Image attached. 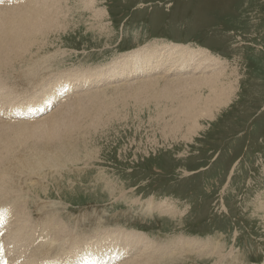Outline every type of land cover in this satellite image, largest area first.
<instances>
[{
  "label": "rangeland",
  "instance_id": "rangeland-1",
  "mask_svg": "<svg viewBox=\"0 0 264 264\" xmlns=\"http://www.w3.org/2000/svg\"><path fill=\"white\" fill-rule=\"evenodd\" d=\"M121 3L129 7L128 13H125L126 10L121 11L119 7ZM191 5L203 9L202 19H197L204 24L203 29L206 26L212 28L213 32L209 35L198 32L197 29L192 39L204 42L203 47L206 50L208 49L215 56L218 55L220 63L221 60L226 63L225 67L230 79L235 80V90L229 103L220 108L214 117L202 118L199 122L200 126L183 137L182 134L166 132L168 128L174 130L176 127L169 124L157 127L158 122L152 120L157 115L155 104H151L153 100L150 98L154 91L146 93L141 98L137 97L138 89L133 88L123 94L127 95L129 100H136L142 105L135 107L131 101L124 100L123 104L120 100V102L115 101L118 113L109 119L106 118V123L100 125L97 130L90 125L91 121L85 122L84 125L90 127L88 130L91 132L85 133L83 130L81 131L83 133L77 132L82 136L79 135L77 140L74 138L73 142L68 141L71 144L76 142L73 145L67 142L70 146L66 144L65 154L60 153L63 157L66 155L64 158L61 155L62 159L59 158L53 148L44 149L37 146L44 142L30 141L29 149H23L27 145L15 148L13 152L17 157L22 153V157H25L36 151L34 158L41 160L43 164L42 167L34 165L39 168L38 170H28V173L22 174L29 178L21 187L24 192L29 191V183L37 184L36 189L32 191L34 193H29L34 198L33 204L29 206L33 220L30 231L34 228L35 230L31 232L26 242H31L33 245L38 236H42L43 242L51 240L48 234L39 233V229L46 225L41 221H34L45 218L53 219V224L59 230L61 221H64L63 224L67 227L77 226L75 233L77 241L90 237L93 239L95 236L103 237L107 232L134 230L145 234L155 245L169 246L173 239L183 237L182 239H196L198 242L200 240L199 243H208L210 247L209 253L205 256L184 253L182 256L177 254V257L174 254L170 259L167 255L165 264H170L168 262L171 264H264V139L257 142L256 134L245 139L240 133L238 137L223 143L220 162L216 166L212 164L216 158L214 156L209 165L200 170L201 172L189 171L203 164L209 156V152L205 153L204 146L216 148L218 145L216 143L221 140L220 136H225L234 130L239 131L241 127L251 126L254 120L258 121V126L264 127V0H111V4L109 0H96L93 9L106 11V15L101 19L91 10L83 8L79 2L77 4L76 0H69L68 6L71 11L61 21L60 29L50 32L47 38H42L40 41L43 42H39L43 50L36 53L35 49L29 57L32 56V64L43 57L51 59L53 66L50 71L46 70L47 75L51 76L66 77L77 72L91 69L94 71L106 66L121 54L144 46L143 44H152L155 41L164 44L168 41L164 38L166 37L164 33L151 36L160 38L157 40L148 38V33H139L135 30L137 28L129 26L128 24L138 20L135 17L137 13L144 15L145 8L154 10L156 14L163 15V17H155L156 21L163 23L168 19V15H177L176 9H179L182 16L196 17ZM131 7L135 8L131 10ZM111 13L117 14V19H114ZM127 14L130 17L125 22ZM217 15L219 17H215ZM225 18H229L230 23L221 27L222 31H216V24H222ZM147 26L145 21V28ZM176 26L181 28L185 24L182 26L176 24ZM185 28L193 30L190 25ZM167 33L175 35L170 30ZM190 47L196 49L201 46ZM127 49L131 50L122 53ZM29 64L23 65L22 69ZM191 76L192 74H189V77ZM5 77L9 81L7 85L12 86L15 77L13 75ZM42 78H44L43 72H40L39 76L34 75L25 79L22 86L32 91L31 87ZM46 79L44 78L43 82L44 87L48 86L45 92L52 87V83L49 84ZM110 79L107 78L104 82H109ZM134 79L136 77L131 78L129 82ZM56 82L57 80L54 83ZM116 85L117 83H114L108 87ZM155 87L167 89L161 85ZM112 92L108 93L109 97L112 96ZM82 94L83 92L80 95ZM67 98L66 96L65 99ZM76 98L77 96H74L72 99ZM145 104H151L149 106L151 109ZM90 105V102L88 104L85 102L83 106L87 109ZM172 107L174 108L173 103H169L165 108L170 110ZM181 107L176 105L175 111H179ZM260 107L262 110H258ZM170 115L171 113L166 116ZM89 117L92 120V115ZM7 126L5 124V127ZM182 130L189 131L187 127H182ZM85 138L88 140L86 141ZM217 138L218 142L213 141ZM246 140L248 143H244ZM55 144L58 145L59 142ZM76 144L77 147H74ZM31 145L35 148L32 149ZM56 146L53 145L55 148ZM253 149H258L259 152L252 155ZM67 151L71 154L70 157ZM240 153L243 158L235 162L230 177L229 172L225 180L221 171V177H214L213 180L214 173H217L219 168L224 170L231 157ZM157 156L164 158L161 163L156 164L157 172L145 178L142 174L131 178V174L137 172L133 168L138 167V163L141 161L146 163L150 158ZM169 157L172 162L177 161L178 170L173 174L165 173L163 170L165 168L170 171ZM22 175L17 177V180L21 179ZM152 176H154L153 183L147 185ZM208 177L214 182L212 187L207 188L200 195H187L197 189L201 183H208ZM217 184L219 188L213 195ZM148 201L153 203L165 201L175 208L174 213L177 214L174 217L161 215L156 211L148 212L145 209ZM197 201L200 205L196 207L194 203ZM17 205V203L15 206L11 205L13 216L18 208ZM33 206L39 209L34 210ZM0 209L8 210L7 205H0ZM9 224L8 228H5L7 231L10 228ZM43 242L32 246V249L36 250L33 253L32 250L25 249V246L12 251L13 244H6L0 238V246L4 243L0 250L5 256H12L14 252L22 256L28 253V257L24 256L25 264H36L47 255L68 256L67 259L71 257L72 249L69 246L56 241L58 245L54 244L51 252ZM119 243L120 241L115 244ZM127 247L130 250L129 244ZM81 248L79 245L78 249ZM151 250L150 252L155 251ZM216 254H221L222 257Z\"/></svg>",
  "mask_w": 264,
  "mask_h": 264
},
{
  "label": "bare ground",
  "instance_id": "bare-ground-1",
  "mask_svg": "<svg viewBox=\"0 0 264 264\" xmlns=\"http://www.w3.org/2000/svg\"><path fill=\"white\" fill-rule=\"evenodd\" d=\"M95 1L76 0L77 4L79 2L83 8L91 10L94 15L101 19L106 15V11L103 9L94 10ZM68 4L69 0H21L18 5H12L11 7L1 6L2 8H0V106L13 105V107H20L23 104L19 102L26 100L41 103L48 92H45L48 86L44 87V78L54 79L52 80L54 82L57 80V82H61L67 87L70 85L68 82L75 83L73 94L68 96V93H65L64 97L67 96V100L63 104L59 103L57 108L45 117L34 122L0 118V202L14 206L16 203L18 204L13 221H9L10 224L8 223L10 228L1 237L2 242L13 244L12 251H17L23 246L27 250H32L33 253L36 251L32 249V243L26 241L28 236L32 234L31 232L35 230L34 228L30 231L33 220L31 212H29V206L33 204L34 198L29 193H34L32 191L36 189L37 184L29 183V191L26 190L25 192L21 185L23 183L26 184L27 179H29L27 175L24 176L22 174L28 173V170H38L39 168L37 167H42L43 165L41 160L34 158L37 154L36 151L32 150L33 152L25 157H22L23 153L21 156L19 155L20 157H17L14 154L15 152H13L15 148L27 145L23 149H29L30 146L28 144L30 141L44 142L42 144L38 143L40 145L37 146L44 149L53 148L59 158H61V154L66 152V144L70 143L68 142L69 140H72L71 142H73L74 138L77 140L79 135L82 136V130L88 133L90 127L84 125L85 122L91 121L90 125L97 130L100 125L106 123V118L109 119V117L118 113L115 101L120 100L123 104V101L127 100L131 101L135 107L137 105L141 106L142 104H139L136 100H129L128 96L123 94L133 88L138 89L137 97L141 98L146 93L154 91L150 98L153 100L151 104H155L154 108L157 110V115L153 116L152 120L158 122L157 127L162 126V124L176 127L174 130L168 128L166 132L182 134L184 137L186 134H190L197 126H200L199 122L202 118L210 119L214 117V114L220 108L226 106L235 90V80H231L230 75L227 74L224 61L221 60L220 63L218 57L206 49H193L183 45L146 44L121 54L106 66L94 69V71L91 69L90 71L79 72V75L66 77L46 75V70H51L53 61L43 57L32 64V56L29 57V55L35 49L36 53L43 50L42 44H40L43 41L40 40L44 37L47 38L50 32L60 29L61 21L71 11ZM96 16L94 18L98 19ZM45 44L47 43L45 42ZM25 64L29 65L22 69ZM14 72L15 75L13 74ZM40 72H43L44 78L31 87L32 91H30V88L22 86L25 79L34 75L39 76ZM189 74H192V76L189 77ZM9 75L15 77L12 86L7 85L9 81L6 80L5 76ZM134 77L136 79L129 82ZM107 78L111 79L105 83L104 81ZM47 79L46 81L49 84L52 83V86L55 84ZM81 81L84 82L82 85V88H85L84 90L81 85H78ZM114 83H117V85L108 88L110 84L113 85ZM153 85H161L167 89ZM81 92H83L82 95H80ZM110 92H112V96L109 97L108 93ZM27 93H31L29 97ZM74 96H77V98L72 99ZM87 101L91 105L85 109L83 105L85 102L88 104ZM100 101L101 103H99ZM169 103H173L174 108L167 110L165 107ZM162 104L163 106H161ZM150 105L145 104L148 108ZM176 105L182 106L179 111H175ZM0 111L4 112V109L0 108ZM170 113L169 117L166 116ZM90 115H92V120L89 117ZM11 120L15 122L13 125ZM5 124L8 126L5 127ZM182 127H187L189 131L182 130ZM79 131L81 133L77 134ZM81 139L80 141H82ZM85 139L86 141L88 140L87 138ZM58 142V145L55 144ZM75 143L70 144L73 145ZM83 144L85 143L83 142ZM53 145H57L56 148ZM74 147H77V144ZM34 148L32 147V149ZM23 149H20V151ZM44 149L42 150L44 151ZM49 151L51 152V150ZM68 154L70 153L68 152ZM64 157L62 156V158ZM20 175L23 177L21 176L22 178L17 180ZM37 198H39L38 195ZM145 207L146 211H156L161 215L165 214L175 217V214H177L174 213L175 208L165 201L158 203L148 201ZM32 208L34 210L39 209L37 206ZM0 211L3 215H9L10 213L9 210L0 209ZM61 222L60 231L64 234L67 233V239H61L59 233L48 226L40 228L39 233H46L51 237V240L43 242L51 252L54 244L55 246L58 245L56 241L72 249L71 257L65 260L66 264L72 262V255L76 253L75 250L78 249V246L81 245L83 247V244L87 243L95 246V244H102V242L110 244L116 240L120 241L124 248L129 244L131 246L129 250L131 255L120 264H165L167 255L170 256V259L174 254L177 257V254L182 256L184 253H197L205 256L209 253L210 248L208 243H199L200 240L198 242L196 239H182L183 237L177 241H172L169 246L166 244L155 245L145 234L134 230L118 233L108 232L106 236H95L93 239L90 237L89 241L80 242V239L79 241L76 240L75 232H73L77 230V226L74 228L67 227L63 224L64 221ZM151 249L155 251L150 252ZM117 253H121V251L117 249ZM26 255L28 257V253ZM217 256L222 257L221 254ZM167 260L166 263L168 262ZM24 262L21 264H25ZM9 263L13 264L14 260L10 258ZM168 263L171 264V262Z\"/></svg>",
  "mask_w": 264,
  "mask_h": 264
},
{
  "label": "trees",
  "instance_id": "trees-1",
  "mask_svg": "<svg viewBox=\"0 0 264 264\" xmlns=\"http://www.w3.org/2000/svg\"><path fill=\"white\" fill-rule=\"evenodd\" d=\"M226 139H227V138H226ZM213 141H217V142H218L219 140H218V138H217V139H215V140H213ZM224 141H225V139L222 140V142H224ZM204 147H205V153H207V152H209V151H215V150L221 148V145L217 146L216 148H212V147L209 146V145H205ZM239 156H240V154H237V155L233 156V157L230 159V161L228 162V164H227V166H226V168H225L224 170L228 169L229 166L232 164V162H233L237 157H239ZM160 160H161L160 158H158V159H156V158H151L149 161H147L146 163H147V166H148L149 170H152L153 165L156 164V163H157L158 161H160ZM208 160H209V158H206L205 163H207ZM169 162H170V167H169V168H170V171H169V170L167 171V169H165V168H163V170H164L165 173L170 172V173L173 174V173L176 171V169L178 168V167H177V161L172 162L171 157H169ZM142 163H144V162H142ZM142 163H140L139 166H140ZM197 168H198V167H197ZM197 168H196V169H197ZM196 169H193V170H196ZM150 173L152 174V171H150Z\"/></svg>",
  "mask_w": 264,
  "mask_h": 264
},
{
  "label": "flooded vegetation",
  "instance_id": "flooded-vegetation-1",
  "mask_svg": "<svg viewBox=\"0 0 264 264\" xmlns=\"http://www.w3.org/2000/svg\"><path fill=\"white\" fill-rule=\"evenodd\" d=\"M191 9H192V11L195 12L196 17H193V15L187 17V16H182L181 14H177L176 16L169 17L168 19H170V20H174V19L195 20L197 18H201L202 19L201 12L203 11V9H200L199 7H196V6H193V5H191ZM150 12H154V10H151ZM148 17L151 19V18H154V17H163V15L161 13H157V14L156 13H152ZM191 27H192V29L195 28L193 26H191ZM184 29H185V32H191L192 31L190 28H184Z\"/></svg>",
  "mask_w": 264,
  "mask_h": 264
}]
</instances>
